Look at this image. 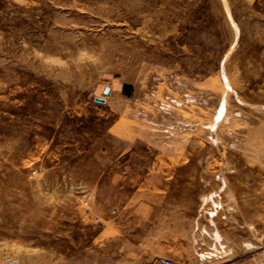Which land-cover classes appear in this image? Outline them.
Wrapping results in <instances>:
<instances>
[{
  "label": "rangeland",
  "instance_id": "obj_1",
  "mask_svg": "<svg viewBox=\"0 0 264 264\" xmlns=\"http://www.w3.org/2000/svg\"><path fill=\"white\" fill-rule=\"evenodd\" d=\"M160 258L264 264V0H0V264Z\"/></svg>",
  "mask_w": 264,
  "mask_h": 264
},
{
  "label": "crops",
  "instance_id": "obj_2",
  "mask_svg": "<svg viewBox=\"0 0 264 264\" xmlns=\"http://www.w3.org/2000/svg\"><path fill=\"white\" fill-rule=\"evenodd\" d=\"M168 183H170V182L150 180V181H146L145 185H140L139 187L140 188H147V192L149 193L148 195H150V193L152 192V191H150L151 189H157L159 187H162V188L169 187ZM137 193H138V191L135 193L136 196H137ZM164 193H166V192H164ZM151 203H153V202H150L149 200L146 201L145 198H143V199L139 198V200L135 203V206L133 207L134 217L139 218V219L144 218L143 212L147 211L146 209H149L150 211L153 210Z\"/></svg>",
  "mask_w": 264,
  "mask_h": 264
},
{
  "label": "water",
  "instance_id": "obj_3",
  "mask_svg": "<svg viewBox=\"0 0 264 264\" xmlns=\"http://www.w3.org/2000/svg\"><path fill=\"white\" fill-rule=\"evenodd\" d=\"M109 91H110V89L108 87H106L103 90V94L107 95L109 93ZM93 101H94V103H97V104H104L105 103V100L101 99V98H94Z\"/></svg>",
  "mask_w": 264,
  "mask_h": 264
},
{
  "label": "built area",
  "instance_id": "obj_4",
  "mask_svg": "<svg viewBox=\"0 0 264 264\" xmlns=\"http://www.w3.org/2000/svg\"><path fill=\"white\" fill-rule=\"evenodd\" d=\"M9 262L16 264V261L8 259ZM157 264H173L171 260L166 258H160Z\"/></svg>",
  "mask_w": 264,
  "mask_h": 264
}]
</instances>
